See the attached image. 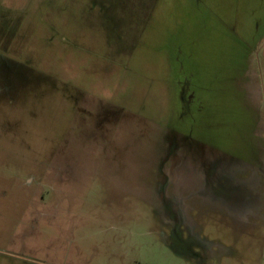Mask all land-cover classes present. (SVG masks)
Here are the masks:
<instances>
[{"label": "rangeland", "instance_id": "obj_1", "mask_svg": "<svg viewBox=\"0 0 264 264\" xmlns=\"http://www.w3.org/2000/svg\"><path fill=\"white\" fill-rule=\"evenodd\" d=\"M0 264H264V0H0Z\"/></svg>", "mask_w": 264, "mask_h": 264}]
</instances>
